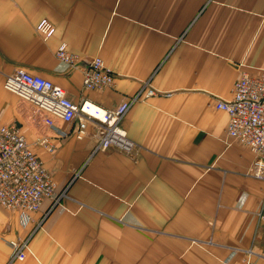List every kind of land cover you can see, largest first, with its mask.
Wrapping results in <instances>:
<instances>
[{
  "label": "crops",
  "instance_id": "obj_1",
  "mask_svg": "<svg viewBox=\"0 0 264 264\" xmlns=\"http://www.w3.org/2000/svg\"><path fill=\"white\" fill-rule=\"evenodd\" d=\"M42 18L54 25L48 38L35 29ZM61 44L73 66L56 57ZM95 56L112 87H83ZM19 68L106 109L154 89L121 119L132 148L95 149L91 122L82 137L76 119L48 127L3 87ZM260 69L264 0H0V125L15 124L54 191H66L52 207L44 198L26 224L0 205V264H264V178L215 106L242 71ZM22 239L24 259L11 260L10 241Z\"/></svg>",
  "mask_w": 264,
  "mask_h": 264
},
{
  "label": "built area",
  "instance_id": "obj_2",
  "mask_svg": "<svg viewBox=\"0 0 264 264\" xmlns=\"http://www.w3.org/2000/svg\"><path fill=\"white\" fill-rule=\"evenodd\" d=\"M35 29L48 38L54 31V25L49 19L42 18ZM55 55L71 66L76 64L77 56L68 52L64 44L59 45ZM113 83L112 71L99 56L90 59L82 68V85L86 89L103 90L112 87ZM3 87L43 112V121L48 127H53L55 118L66 122L76 119L73 135L82 137L87 123L91 122L96 128L95 149H131L133 142L126 137L120 125L121 119L135 101L154 94V89L145 84L113 109H106L85 98L75 103L66 96L61 86L20 68L4 76ZM215 106L228 115L227 135L245 144L254 153L253 172L264 178V69L256 73L242 71L233 84L231 97L216 99ZM57 134L61 137L68 135L64 130L57 131ZM37 143L48 151L55 148L46 135H41ZM65 195V190L59 193L54 191L50 172L19 128L15 124L0 125V205L9 211L21 213L26 224L29 221L27 214L38 211L44 198H50L52 207ZM10 245L13 248L11 260H23L27 239L10 241ZM240 264L254 263L246 260Z\"/></svg>",
  "mask_w": 264,
  "mask_h": 264
}]
</instances>
